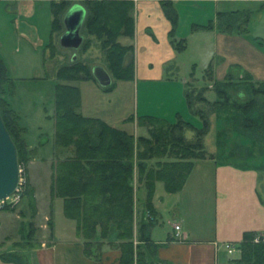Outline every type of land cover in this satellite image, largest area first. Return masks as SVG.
<instances>
[{
    "label": "trees",
    "instance_id": "1",
    "mask_svg": "<svg viewBox=\"0 0 264 264\" xmlns=\"http://www.w3.org/2000/svg\"><path fill=\"white\" fill-rule=\"evenodd\" d=\"M71 4L68 0L51 4V34L59 31L55 34L57 38L64 31L62 18ZM82 6L86 17L80 33L83 40L77 51L84 53L97 46L103 58L100 66L110 75L112 83L132 80L133 46L119 42L121 38L132 39L134 36L132 1L86 0ZM163 8L166 17L175 22L172 6L164 4ZM243 17L238 12L220 13L216 19L217 27L222 31L238 28ZM195 27L211 28V24ZM172 34L171 38L174 37ZM94 41L98 45L93 46ZM171 44L176 51L185 48L184 41H172ZM54 50L55 46L50 55L52 59ZM92 67L87 60L71 58L54 73L58 81L55 87V146L71 150L72 154L55 164L51 194L63 200V214L75 222L76 234L84 240L86 256L98 259L99 250L95 247L100 245L95 240L108 239L111 246L120 252L118 264H135L140 253L138 245H134L133 233L134 168L137 182L146 190L147 211L146 219L139 224L137 240L150 244V229L155 222L151 202L155 184L161 182L166 193L180 192L194 162L213 159V154L207 153L204 146L210 131L211 115L216 116L219 112L224 115L219 119L221 123L215 140L219 146L222 140L227 154L229 152L227 157L234 153L241 155L242 152L249 155L254 150V143L264 142V82L254 81L238 67H232L223 81H216L210 64L204 71L209 86L197 87L193 77L184 85L183 97L189 118L176 113L170 122L142 115L136 123L147 129L148 136L135 138L78 112V88L62 82L95 81L91 75ZM232 70L238 71L234 74ZM1 79L8 83L2 62ZM111 86L102 89L108 90ZM209 91L214 92V100L208 99ZM0 115L14 141L20 164L24 161L25 151L18 142L21 134L18 119L1 99ZM192 119H198V125L195 126ZM188 130L193 131L190 139L185 136ZM237 250L239 257L227 264H264V239L255 233H245ZM0 258L9 264H31L26 253L11 252Z\"/></svg>",
    "mask_w": 264,
    "mask_h": 264
},
{
    "label": "rangeland",
    "instance_id": "2",
    "mask_svg": "<svg viewBox=\"0 0 264 264\" xmlns=\"http://www.w3.org/2000/svg\"><path fill=\"white\" fill-rule=\"evenodd\" d=\"M83 1L86 0H74L80 5H83ZM5 6L6 4L0 3V29L5 32L6 36V46L0 49V58L4 60L3 66L8 83L3 79L0 80V99L7 104L8 109L18 119V126L21 131L18 142L24 148L25 157L24 161L19 164L20 188L16 196L17 202L9 210L0 209V257L14 251L26 253L30 260L31 251L40 245V241L50 238L51 197L49 189L51 183L53 184L55 175L52 157L55 156V151L58 152L55 146V87L58 84L54 76L55 70L59 66L69 63L73 56L80 60H87L93 66L103 65V58L97 46L89 48L84 53L61 48L55 35L59 31L51 34V14L46 17L48 11L46 12L41 7L36 11L35 18L39 32L33 34V39H43L44 45L34 46L23 43L16 38L15 26L9 20L13 16L4 15ZM197 8L199 5L190 3L178 5L180 19L178 30L174 29L177 33V35L175 34V41L174 38L167 36L168 45L172 46L176 54L171 65H175L177 68L171 70L167 66L166 68L163 67L161 79L147 82L140 78L148 69V56L151 54L150 50L153 49L152 45L148 48L146 38H149L153 45H157L156 39L142 30L132 39L133 41L131 40L137 47L135 61L137 59L136 68L139 79L135 74L132 80L113 81L108 90L100 88L92 80L62 82V84L78 88L80 112L91 117L104 116L108 118L107 122L109 123L123 118L128 120V128L130 129H133L132 121L136 122L143 112L155 113L156 116L169 115L171 119L178 113L189 118L183 97L185 85L183 81L189 82L193 77L197 87L209 86V82L204 76V70L207 66L204 67L205 61L201 55L204 52L202 48H206L203 47V44L206 45L209 39L200 35L199 32H195L196 30L192 27V24H196L199 19L202 20L205 17L203 12L207 6L202 7L203 10ZM145 11L142 8L139 10L140 13ZM181 39L184 41L185 48L176 51L171 42H180ZM119 42L125 45L127 39L121 38ZM94 45H98V42L94 41ZM53 46L56 50H54V58L52 59L50 55ZM171 71L173 75H168ZM232 71L235 74L238 70ZM239 73L241 74V72ZM207 97L209 100H214V92L209 91ZM172 109L176 112L174 116L171 115ZM223 117L224 115L220 112L216 116L211 115L210 131L204 140L205 150L207 153L213 154L212 161L229 160L235 164L246 163V160H243L246 156L245 153L242 152L241 155L230 154L231 156L228 158L229 152L227 154L222 140L220 146L216 144L215 133L220 128L219 119ZM192 123L196 126L199 120L192 119ZM134 132L135 138L148 136L147 129L138 125L134 128ZM185 136L188 139L192 138L193 131H186ZM256 144L258 145L254 144V150L248 155L249 158H259L260 152L264 155V142H257ZM207 162H194L187 186L181 192H177L178 194L166 196L163 184L157 182L154 201L159 203L164 197L162 206L164 210L161 209L162 218L155 226L154 236L156 239H165L166 235L172 231L170 226L175 220L170 214L171 211L167 210L169 201L172 199H178L176 208L178 211L184 210V214L188 216L187 222L196 231L199 229L209 231L213 226L212 172ZM261 168L263 171L260 172L259 183L264 186V164L261 165ZM259 191L264 201V191L262 188ZM176 194L178 198H173ZM61 203L59 199L53 201L52 214L56 220L59 208L62 207ZM45 216L48 217V221L44 220ZM176 220L179 219L176 218ZM237 256V254H232L227 255V258H236Z\"/></svg>",
    "mask_w": 264,
    "mask_h": 264
},
{
    "label": "crops",
    "instance_id": "3",
    "mask_svg": "<svg viewBox=\"0 0 264 264\" xmlns=\"http://www.w3.org/2000/svg\"><path fill=\"white\" fill-rule=\"evenodd\" d=\"M57 1L59 0H0V3L6 4L4 15L7 17L13 16V18L9 20L12 25L15 26V31L17 32L16 38L28 45L35 46L40 44V46H43V39H33V34L39 32V28L37 24H35L36 11L41 7L46 10V12L48 11L46 13V17H48L49 14H51V4ZM68 1L72 3L71 5L76 3L74 0ZM130 1H132L134 5V36L132 39L143 30L153 36L157 42L155 46L149 38H146L148 48L152 45L153 49L150 50L151 54L148 56V69L140 76L141 80L144 79L147 82L154 79L159 80L163 77V67L166 68L167 66L171 70L177 68L175 65H171L176 54L172 46L168 45L167 36H170V33L173 32L172 35H174L173 38L175 40V36L177 35L175 30H178L180 19V12L177 7L178 5L182 6L183 4L190 3L196 6L199 5V8H197L198 10L207 6L205 12L202 11L205 17L202 20L199 19L196 24H192V27L196 30L195 32H199L200 35L209 39L206 45L203 44V47L206 48H202L204 52L201 55L205 61L204 67H208L210 64L212 65L213 80L222 81L232 67H238L243 72L249 74L254 81L264 82V0ZM77 4H79V2ZM164 4H170V6H172L175 11V22H172L166 17L163 11ZM141 8L146 11L140 13L139 10ZM230 12H238L244 16L242 21L240 20V27L226 29L224 31L218 29L216 23L218 14ZM208 24H211V28L195 27L196 25L205 26ZM132 39H127V44L125 45L133 46L134 75L136 74L138 78L136 68L137 59L135 61L137 47L133 44ZM182 41L181 39V42ZM5 42V32H2L0 29V49L6 46ZM3 61L4 60L0 58L2 64ZM207 67L205 69H207ZM168 75H173V72H169ZM183 83L185 84L186 81L184 80ZM171 111V115L174 116L176 113L175 110L172 109ZM78 112L82 114L80 112V107L78 108ZM143 113L142 115H157L151 112L150 114L148 112ZM83 116L99 119L113 128L125 131L134 137L136 136L134 132V128L137 126L135 121H132L133 129H130L128 128V120L123 118L109 123L107 122L108 118L104 116ZM156 117L168 121L174 119V117L171 119L169 115ZM254 144L258 145L256 143ZM246 145L249 146L250 142ZM57 150L58 152L56 153L55 151V156L52 157L54 165L68 159L72 154V151L68 149H59L57 147ZM259 154V158H248V152H246V156L243 158L244 161L246 160V163L243 162V164H235L229 160L206 161L212 172L214 202L213 226L209 231L205 229L196 231L194 228L190 227L187 222L188 216L184 214V210L178 211L176 208L178 199H172L169 201V206H167V210L171 211L170 214H172L175 220L172 225L170 224L172 231L166 235L165 239H156L154 236L155 226L158 225L162 218L160 214L161 209L164 210V208H162L164 197L161 198V202L159 203L154 201L156 183L151 200L155 211V222L150 229V241L152 244L140 243L137 240L139 224L142 220L146 219L147 211L145 209L146 190L137 182V172L134 168L133 233L134 245H138V252L140 253L135 264H227L228 261L239 257L237 246L242 241L245 233H255L258 237L264 239V201L259 191L260 188L264 191V186L259 183V175L260 172L263 171L261 165L264 164V155L262 152ZM190 176L191 173L182 190L186 188ZM52 185L51 183L49 189V195L51 197L50 238L40 241V245L31 251L30 263L118 264L120 252L115 247L111 246L108 239L95 240V242H98L100 245L99 247H95V249L98 248L99 250L98 259H92L85 255L83 247L84 240L76 234L75 222L64 216L63 200L52 196ZM165 194L168 196L170 193L165 192ZM177 194L173 198H178ZM58 199L62 202V207L60 206L59 208L56 220L53 218L52 205L53 201H57ZM176 218L179 220H176ZM197 218L199 219L198 215ZM44 220L48 221V217L45 216ZM176 225L179 226V231H175L174 227ZM176 234H178V237H176ZM227 245L233 247V251L229 252ZM11 252L14 251H10V253ZM232 254H237L238 256L228 259L227 255L230 256ZM0 264L9 263L0 260Z\"/></svg>",
    "mask_w": 264,
    "mask_h": 264
},
{
    "label": "water",
    "instance_id": "4",
    "mask_svg": "<svg viewBox=\"0 0 264 264\" xmlns=\"http://www.w3.org/2000/svg\"><path fill=\"white\" fill-rule=\"evenodd\" d=\"M86 10L80 4H73L66 11L62 22L64 32L58 39L63 49L77 50L82 43L81 28ZM75 57H72L74 60ZM91 75L101 88L112 84V79L100 65L91 68ZM20 185V170L17 149L0 115V201L14 195Z\"/></svg>",
    "mask_w": 264,
    "mask_h": 264
},
{
    "label": "built area",
    "instance_id": "5",
    "mask_svg": "<svg viewBox=\"0 0 264 264\" xmlns=\"http://www.w3.org/2000/svg\"><path fill=\"white\" fill-rule=\"evenodd\" d=\"M19 188H20V185L14 195L10 196L9 198L3 201H0V209L6 208V207H12L16 204L17 202L16 196L18 195ZM174 229L175 231H179V226L176 225ZM176 237H178V234H176ZM256 241H257V238H256ZM227 249L229 252L233 251V247H231L230 245H227Z\"/></svg>",
    "mask_w": 264,
    "mask_h": 264
}]
</instances>
